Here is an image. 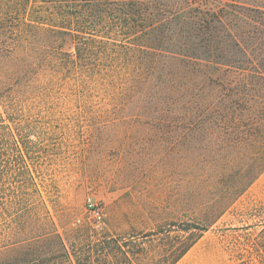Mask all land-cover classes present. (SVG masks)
Listing matches in <instances>:
<instances>
[{
  "label": "trees",
  "instance_id": "1",
  "mask_svg": "<svg viewBox=\"0 0 264 264\" xmlns=\"http://www.w3.org/2000/svg\"><path fill=\"white\" fill-rule=\"evenodd\" d=\"M189 69L201 81L167 74ZM62 82L103 100L136 83H187L173 130L203 133L217 163H248V181L226 195L242 194L264 172V0H0V243L23 234L24 216L43 204L38 164L50 158L53 121L29 104ZM200 231L107 236L84 259H71L53 231L65 261L51 264H176ZM39 252L29 264H45Z\"/></svg>",
  "mask_w": 264,
  "mask_h": 264
},
{
  "label": "rangeland",
  "instance_id": "2",
  "mask_svg": "<svg viewBox=\"0 0 264 264\" xmlns=\"http://www.w3.org/2000/svg\"><path fill=\"white\" fill-rule=\"evenodd\" d=\"M167 74L176 82L201 81L192 69ZM144 84L103 100L87 85L75 93L62 82L29 104L53 121L45 136L50 158L38 164L43 204L24 216L23 234L0 243V264H29L38 249L45 264L64 262L58 240L49 239L53 231L71 259H84L87 247L107 236L167 228L185 237L177 232L185 227L201 236L176 264L264 258V172L242 194L226 195L227 186L248 181V163H217L219 152L203 133L173 130L174 101L187 100V83Z\"/></svg>",
  "mask_w": 264,
  "mask_h": 264
}]
</instances>
